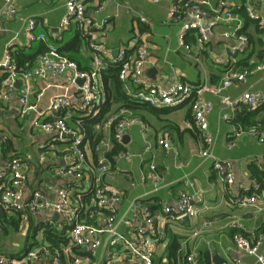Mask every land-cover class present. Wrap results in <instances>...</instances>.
Here are the masks:
<instances>
[{
  "label": "crops",
  "instance_id": "obj_1",
  "mask_svg": "<svg viewBox=\"0 0 264 264\" xmlns=\"http://www.w3.org/2000/svg\"><path fill=\"white\" fill-rule=\"evenodd\" d=\"M65 1L16 0L15 15L0 16L2 26L0 61L3 59L6 45H9L10 49L22 47L27 55L32 57L35 55L31 67L36 65L42 53L54 48L57 52L60 49L62 53L60 51L59 53L62 55L67 57L69 55L79 69L89 70L92 51L83 37L81 26L73 21L63 33H59V24L65 14ZM194 1L206 12V16L201 20L202 27L207 26L211 19L216 17L217 13L214 10L220 9L221 1L226 2L225 7L232 10L234 18L230 21H218L201 47L197 44V32L188 31L184 38V43L189 45L188 49L180 42V28L186 19L181 21L169 18L173 0L84 1L86 22L106 21L97 33L99 45L109 52L105 56L107 66L100 72L99 80L103 91L99 109L105 100L104 71L113 67L112 60L122 50L127 54H134L141 44L148 52L143 79L148 84L161 87L176 82L192 86L202 84L219 86L227 69L226 62L224 63L228 55L227 48L236 40L232 33L245 34L249 39V47L236 56L237 66L264 60V30L257 26L256 21L252 19L246 21L242 17L239 11L243 8L244 0ZM239 5L241 8L238 9ZM252 7L264 18V0H253ZM140 16L146 17L147 22H141ZM31 19H36L33 31L45 33L44 40L27 39L25 29ZM226 32L229 36H225ZM260 55L263 57L259 58ZM217 58L223 59V62L216 61ZM237 66L234 65V69L240 70ZM17 81L21 84L18 88L15 86L8 100L0 99V167L11 157H20L26 165L27 185L24 197H27L31 187H38L54 198L56 189L69 181L59 179L53 174L54 168L65 164L64 154L69 141L59 140L55 131L44 132L35 128L31 124L32 118L50 119L49 104L57 95H64L70 101V107L61 110L60 114L71 127L77 128L81 118L94 117L97 114H88L82 108L81 93L75 85L68 83L66 75H48L45 78L32 77L29 80L31 93L28 99L34 105V110L24 115L18 100L24 80L19 78ZM121 82L127 95L134 99L131 94L135 93L139 86L130 80ZM77 84L81 85L78 81ZM244 91H260L263 94L261 103H264V70L248 76L244 82L230 86L218 94L205 92L201 95L205 100L212 102V110L208 115V130L214 139L212 153L220 161L229 163L234 174L232 185L221 182L212 169V160L200 155L204 148L203 137L195 124L189 99L173 107L147 104L149 107L140 108L143 103L138 102L135 111L115 103L105 116L106 118L127 108L142 123H135L125 130L128 142L122 141L120 144L129 155L125 157L117 154L112 161L108 159L111 166L103 175V181L122 193L121 201L117 205V215L122 221L121 230L126 228L125 219H130L134 224L142 223L132 218L130 206L134 200H145L152 211L161 212L165 207L175 203L181 191L202 192L203 200L198 204L199 212L196 216L188 217L186 221L168 220L165 224V237L154 247V258L158 263L190 264L185 257L193 253L202 264H213L208 261L207 254L221 257L224 264H231L236 259L245 264L242 257L248 254L236 249L232 234L238 232L263 241L264 197L258 195L254 205L246 206L236 204L234 199L258 194L259 187H264L251 172L253 163L260 170H264V142H259L248 135H241L234 140L233 147L228 148V143L232 140L229 134L234 122L223 119L222 114L228 112L229 108L220 102L219 96L225 94L234 98ZM242 107L253 110L246 105H240L239 112L242 111ZM261 117H264V106L256 116ZM96 129L103 134L102 141L95 146L96 154L93 153L90 142L85 137L83 140L89 164H94L99 157L106 156L114 141L112 130L107 134L102 129V123L96 125ZM163 133L168 135L170 149H164L157 144V138ZM105 139L109 141V148L103 146ZM146 144H150L149 149H146ZM150 164L155 165L162 177V184L156 190L153 189L151 182ZM262 181L264 182V178ZM185 182H191L189 188L185 187ZM89 185L90 181L84 182L85 187ZM3 213L8 215L4 211ZM48 217L51 221L47 220ZM56 220L52 212L43 214L35 223L43 225L49 223L58 228L59 223ZM232 222H236V228L231 226ZM23 229L24 227L20 231L24 237L22 239L24 245ZM39 234L38 242L43 240L41 230ZM0 245L1 253L10 256L16 254L23 246L11 252L10 249L13 248L4 247L1 243ZM84 251L82 248L81 252Z\"/></svg>",
  "mask_w": 264,
  "mask_h": 264
},
{
  "label": "built area",
  "instance_id": "obj_2",
  "mask_svg": "<svg viewBox=\"0 0 264 264\" xmlns=\"http://www.w3.org/2000/svg\"><path fill=\"white\" fill-rule=\"evenodd\" d=\"M84 1H65V14L59 24V33H63L73 21L81 26L83 37L92 51L91 68L87 71L81 70L73 59L50 48L39 56L34 67L19 73L11 58L10 47L6 45L3 59L0 61V72L4 74L0 82L1 100H8L11 92L15 90L16 81L22 78L24 84L19 90L18 100L22 106V114L26 115L34 110V105L28 99L31 93L29 80L32 77L66 75L68 83L75 85L81 93L82 108L88 114L98 113L103 91L99 80L100 72L107 66L105 56L109 52L99 45L97 33L106 21L86 22ZM252 1L244 0L243 8L248 17L256 21L257 26L264 30V18L254 11ZM15 3L16 0H2L0 16H14ZM225 3L220 2V9L214 10L217 13L216 17L211 19L207 26L202 27L201 20L206 16V12L199 3L194 0H173L169 18L181 21L186 19L180 28V42L185 48H189V45L184 43L185 34L188 31L197 32V44L201 47L218 21H230L234 18L232 10L225 7ZM99 8L101 9L102 6ZM139 19L141 22H147L144 16H140ZM35 24L36 19L29 20L25 29L27 39L29 41L44 40L45 33L33 31ZM0 31H2L1 25ZM231 35L236 40L227 48L228 55L224 61L227 69L220 85L215 87L207 84L192 86L183 82H176L167 87L146 83L143 72L148 52L143 44L134 54H127L122 50L112 60L118 67L117 75L121 81L130 80L139 86L135 93L131 94L136 101L151 106L172 107L188 99L191 101L194 121L203 137L204 148L200 155L212 160V169L225 185L233 184L234 174L228 162L220 161L212 153L214 139L208 130V115L212 110V102L205 100L201 95L205 92L218 94L230 86L244 82L248 76L264 70V60L249 62L240 70L234 69L236 56L249 47V39L245 34L232 33ZM225 36H229V33L226 32ZM216 61L223 62V59L217 58ZM79 79L83 81L81 85L77 84ZM219 96L220 102L229 108L228 112L222 114L223 119L234 122V127L229 134L232 140L228 143V148L233 147L234 140L241 135H248L259 142H264V122L256 121L244 126L235 121L240 105L254 109L262 102L263 94L260 91H244L234 98L225 94ZM68 107H70L69 99L64 95H57L49 104L50 119L41 120L34 117L31 120L35 128L44 132L55 131L59 140L68 139V148L64 154L65 164L53 170L57 178L69 180L67 184L56 189L54 198L38 187H31L27 197H24V189L27 185L25 161L18 156H13L0 167V208L8 215L18 214L22 224L27 223L31 218L36 221L46 213H57L58 228L62 229L67 236L69 245L52 249L44 240H41L20 257L0 255V264H161L154 258V247L165 237V224L168 220L196 216L199 212L198 204L203 200L202 192L181 191L175 203L165 207L161 212L152 211L142 199L134 200L130 206L132 218L142 223L134 224L130 219H125L126 228L121 230L122 221L117 215V205L121 201L122 193L103 181V175L110 169L111 163L105 155L99 157L94 164L87 162L83 141L85 133L78 127L69 126L60 114L61 110ZM135 123L142 124L129 109L123 108L119 113L107 116L102 122V129L107 134L112 130L113 140L122 143L125 130ZM157 144L164 149L171 148L167 133L157 138ZM103 146L109 148V141L105 139ZM149 147L150 144H146V149ZM120 155L127 157L129 154L125 151ZM149 168L153 189L156 190L162 184V177L154 164H150ZM85 181H90L88 187L84 186ZM190 185L191 182H185L186 188ZM258 191V194H252L250 197L241 196L234 201L240 206L254 205L258 195L264 197V187H259ZM47 220L51 221L50 217ZM231 226L236 228V222H232ZM232 240L238 251L248 255L255 254L262 242L261 239H253L238 232L232 234ZM83 247L85 251L81 252ZM185 259L190 264H202L193 253L187 255ZM263 261L264 254L257 255V262L263 264ZM231 264L241 263L236 259Z\"/></svg>",
  "mask_w": 264,
  "mask_h": 264
},
{
  "label": "trees",
  "instance_id": "obj_3",
  "mask_svg": "<svg viewBox=\"0 0 264 264\" xmlns=\"http://www.w3.org/2000/svg\"><path fill=\"white\" fill-rule=\"evenodd\" d=\"M239 12H241L242 17H244L246 21L250 20L243 8ZM58 50L61 52L60 49ZM10 53L11 58L16 66V70L19 73L26 71L27 69H29V67L32 66L33 58L35 55H33V57L31 55H27V53H25L24 48L18 47L15 49H10ZM68 57L71 58L69 55ZM262 57L263 55L259 56V58ZM246 64L237 66V64L235 63L234 65L240 67L241 69L245 67ZM238 65L240 64L238 63ZM117 72L118 67L116 64H114L113 67L107 68L104 71L103 82L105 86V100L102 103L97 115H95L94 117H83L80 119L79 124L77 125V127L85 133V138L90 142V147L93 153L95 154V146H97L98 143L102 141L103 137L102 132L96 129V125L102 123L105 116L110 112L112 105L115 103H120L121 106L128 107L135 111L139 104L138 101L127 95L123 83L118 78ZM3 76L4 74L0 72V82ZM142 106L149 107L145 103H143V105H140V108ZM263 106L264 103H261L253 110H247L245 107H242V111L238 112V117L235 121L240 122L243 125H250L252 123H255L256 121L264 122V117L256 118ZM122 151H125V147L122 144L113 141L111 149L108 153H106V156L110 161H112L114 156L120 154V152ZM251 167L252 176L256 178L258 182L264 185V182L262 181V179L264 178V170H260L258 167H256L254 163L251 165ZM142 201L148 204L145 200ZM23 227V230L25 231V244L16 254H14L17 257L24 255L29 249L39 243L36 239V235L39 233L40 230L42 231V239L50 246V248L60 249L62 246L69 245L68 238L64 235L62 229L56 228L53 225H43L40 223L36 224L32 218L27 223H24L22 225L21 219L19 218L18 214H4L3 217H0V239L1 236H3L5 233L11 231L13 233L19 232ZM3 254L8 255L6 253H1L0 245V255ZM14 255L12 254V256Z\"/></svg>",
  "mask_w": 264,
  "mask_h": 264
},
{
  "label": "water",
  "instance_id": "obj_4",
  "mask_svg": "<svg viewBox=\"0 0 264 264\" xmlns=\"http://www.w3.org/2000/svg\"><path fill=\"white\" fill-rule=\"evenodd\" d=\"M78 83L81 84L82 80L79 79ZM20 84H21L20 81H16L15 86L18 88L20 86ZM122 141L125 143L128 142V135L127 134L123 135ZM3 216H4V213H3L2 209L0 208V217H3ZM54 217L57 218L58 214L54 213ZM186 219H188L187 216L180 218L181 221H184V220L186 221ZM83 250H85V247H83ZM260 254H264V239H263L261 245L259 246V249L256 251V253L242 257V261L245 264H258L256 262L257 261V255H260ZM207 256H208V261L213 262V264H224V260L219 256L210 255V254H207Z\"/></svg>",
  "mask_w": 264,
  "mask_h": 264
},
{
  "label": "rangeland",
  "instance_id": "obj_5",
  "mask_svg": "<svg viewBox=\"0 0 264 264\" xmlns=\"http://www.w3.org/2000/svg\"><path fill=\"white\" fill-rule=\"evenodd\" d=\"M23 225V224H22ZM23 235H22V232L19 231V232H16V233H13L12 231L9 232V233H5L3 235V237L0 239V243L3 244L4 247H7V248H13V249H10L11 252H15L17 251V249L19 247H21L23 245ZM36 239L39 240L40 239V234L38 233L36 235Z\"/></svg>",
  "mask_w": 264,
  "mask_h": 264
}]
</instances>
